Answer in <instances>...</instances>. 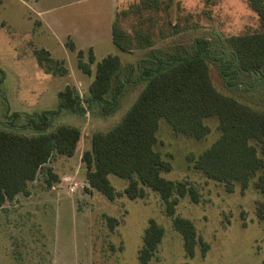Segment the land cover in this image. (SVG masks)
<instances>
[{"label":"rangeland","instance_id":"374dc122","mask_svg":"<svg viewBox=\"0 0 264 264\" xmlns=\"http://www.w3.org/2000/svg\"><path fill=\"white\" fill-rule=\"evenodd\" d=\"M137 0H0V129L32 134L23 128V117L11 113L54 109L57 93L71 87L86 107L88 86L96 63L106 55H116L123 65L131 64L136 78L149 64L143 51L125 53L111 40L110 25L117 9ZM178 2L179 8L176 6ZM172 20L184 27L177 35L158 42L164 52L179 48L192 53L194 41L206 40L209 72L215 89L232 96L255 110H264V79L238 69L226 37L260 27L256 13L244 0H174ZM190 14L184 19V14ZM74 45L70 50L66 45ZM196 44V43H195ZM81 46L83 48H79ZM85 46V47H84ZM91 46V47H88ZM44 49L53 60H60L66 73H46L39 67L34 51ZM89 49L95 61L88 63ZM88 63L91 73L78 67ZM184 50V51H185ZM219 66L229 73L235 86L228 87ZM263 79V80H261ZM261 80V81H260ZM144 80L128 85L113 113L102 115L98 104L85 114L59 110L49 129L65 124L76 126L81 137L72 157L53 154L36 178L28 184V194H18L0 207V264H138L142 236L150 219L163 230V236L149 264H260L264 258V198L254 186L256 177L242 187L234 182L231 191L208 179L187 161L198 156L218 137L217 119L209 117L204 139H194L172 131L160 119L154 148L171 169L162 175L194 185L198 202L180 198L175 215L189 219L199 241L191 257L185 255L182 236L174 230L171 217L158 194L145 188V197L128 199L122 190L127 181L108 175L120 196L108 200L89 190L81 153L89 147L94 131L115 126L136 98ZM49 167L61 183L51 189L44 181ZM79 183L74 192L68 185ZM108 217L115 219L109 228Z\"/></svg>","mask_w":264,"mask_h":264},{"label":"trees","instance_id":"16d2710c","mask_svg":"<svg viewBox=\"0 0 264 264\" xmlns=\"http://www.w3.org/2000/svg\"><path fill=\"white\" fill-rule=\"evenodd\" d=\"M244 1L258 16L260 27L229 35L225 40L238 69L260 74L264 79V0ZM173 5L174 0H137L116 10L110 30L113 44L125 53L143 51L146 56L143 61L149 62L136 78L131 77V64L123 65L118 56L109 54L96 63L86 107L78 94L65 86L57 93L54 109L11 113L14 120L23 117L22 127L29 128L32 134L18 132L14 125L11 129H0V207L18 194L27 195L28 184L54 153L66 157L74 155L81 137L80 129L65 124L49 129L59 110L85 114L94 103L99 105L102 115H108L120 107L124 89L141 80H144L143 85L119 122L107 131L92 132L89 147L81 153L89 190L114 200L120 196L108 179V175H114L127 181L122 193L128 199L145 197V188L156 192L166 215L171 217L174 230L182 236L185 255L193 256L199 243L204 253L206 245L198 240L193 223L175 215L180 198L188 196L192 202L199 201L196 188L185 180L165 178L162 173L170 171L171 165L154 146L160 119H164L174 133L200 140L210 131L205 119L215 117L218 137L198 156L188 154L187 161L229 191L234 182L246 187L250 178L256 177L254 186L264 198V110H255L215 89L210 78L206 40H195L192 53L179 48L164 52L155 46L184 28L180 19L172 20ZM176 6L179 8L178 2ZM189 15L182 17L186 19ZM66 46L75 49L71 42ZM34 55L46 73H66L61 61L53 60L46 50H36ZM77 56L81 71L91 73L88 63L95 61L92 50L89 49L88 63L80 60L81 50ZM219 73L228 87L235 86L232 76L220 66ZM44 176L48 186L58 181L49 167ZM115 222L108 217L111 230ZM163 233V228L150 219L142 236L138 264H149ZM260 264H264V258Z\"/></svg>","mask_w":264,"mask_h":264},{"label":"built area","instance_id":"2783aa9c","mask_svg":"<svg viewBox=\"0 0 264 264\" xmlns=\"http://www.w3.org/2000/svg\"><path fill=\"white\" fill-rule=\"evenodd\" d=\"M61 185V183H57V185L56 184H52L50 187H51V189H53V190H55L56 189V186L58 187V186H60ZM79 185V183H76V182H72V183H70L69 185H68V187H66L67 188V191L68 192H74V190L76 189V187Z\"/></svg>","mask_w":264,"mask_h":264},{"label":"crops","instance_id":"0c3cea01","mask_svg":"<svg viewBox=\"0 0 264 264\" xmlns=\"http://www.w3.org/2000/svg\"><path fill=\"white\" fill-rule=\"evenodd\" d=\"M112 22V21H111ZM110 30H111V25H110ZM111 34V33H110ZM79 48H83V47H81V46H78ZM85 47V46H84ZM88 47H91V46H88Z\"/></svg>","mask_w":264,"mask_h":264}]
</instances>
